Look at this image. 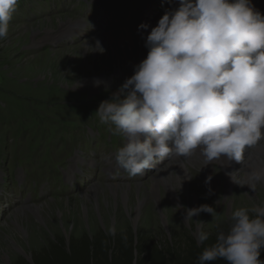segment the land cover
<instances>
[{
	"label": "rangeland",
	"instance_id": "1",
	"mask_svg": "<svg viewBox=\"0 0 264 264\" xmlns=\"http://www.w3.org/2000/svg\"><path fill=\"white\" fill-rule=\"evenodd\" d=\"M167 1L154 0L150 16L139 2L123 7L124 0H19L8 35L0 38V264H33L32 255L51 251L56 241L101 232L112 238L132 233L149 253L157 246L168 264H184L189 250L183 244L203 245L200 231L227 233L235 209L264 204V182L252 191L243 170L234 177L240 185L234 182L221 204L216 191L209 194L200 169L206 163L195 153L179 163L172 158L184 174L164 169L168 157L136 176L106 158L126 141L95 113L134 74L126 70L146 51L136 38L130 45L105 37L99 41L103 53L92 51L96 35L153 22ZM252 4L264 14V0ZM69 23L79 25L61 33ZM207 168L217 174L210 183L228 185L223 167ZM156 173L164 176L155 180ZM179 177L187 183L182 201L171 195L173 187L181 190ZM202 205L218 215L201 212L185 222L186 209ZM113 225L116 235L110 236ZM149 253L139 264H152Z\"/></svg>",
	"mask_w": 264,
	"mask_h": 264
},
{
	"label": "clouds",
	"instance_id": "2",
	"mask_svg": "<svg viewBox=\"0 0 264 264\" xmlns=\"http://www.w3.org/2000/svg\"><path fill=\"white\" fill-rule=\"evenodd\" d=\"M18 2L0 0V38L7 37ZM145 47L147 57L95 113L126 141L107 159L136 176L156 158L171 155L198 152L206 166L223 158L240 163L246 150L264 141V14L252 0H179L151 28ZM91 49L104 51L99 41ZM248 181L254 191L264 182V168L248 173ZM201 212L218 215L202 205L186 209L185 222ZM231 221L198 264H264V204L235 209ZM107 231L116 235L114 225ZM208 239L200 231L198 242Z\"/></svg>",
	"mask_w": 264,
	"mask_h": 264
},
{
	"label": "trees",
	"instance_id": "3",
	"mask_svg": "<svg viewBox=\"0 0 264 264\" xmlns=\"http://www.w3.org/2000/svg\"><path fill=\"white\" fill-rule=\"evenodd\" d=\"M135 240L136 237L132 233L121 238H112L102 232L95 237L83 235L77 240L70 239L68 243L65 239H61L54 243L51 251L33 254L32 261L33 264H134L135 262L139 264V258L149 252L146 244ZM215 242L216 236L210 235L200 247L194 243L191 246L183 244L182 250H189L188 258L183 260V263L198 264L199 255ZM260 258L264 260V250ZM148 259L152 264H168L165 252L157 246L150 248ZM171 261V264H182L179 259L176 261L171 259ZM18 264L28 263L21 259ZM208 264H227V262L217 259Z\"/></svg>",
	"mask_w": 264,
	"mask_h": 264
},
{
	"label": "bare ground",
	"instance_id": "4",
	"mask_svg": "<svg viewBox=\"0 0 264 264\" xmlns=\"http://www.w3.org/2000/svg\"><path fill=\"white\" fill-rule=\"evenodd\" d=\"M120 2H122V0H119ZM125 3L123 4V7H126V5H128V7H132V3L133 2H139L141 5V8L145 11L146 15H150L152 13V8L154 6V4L156 2H154V0H124ZM158 2V0H156ZM253 1V0H252ZM160 2V1H159ZM162 2V0H161ZM132 4V5H131ZM167 6L164 7V9L162 11H160V13H157L156 11L154 12V15L156 16V20H154L153 22H144L143 24H147L149 25L147 30L141 31L138 30L139 29V25L138 27H132V26H128L127 28L120 29V30H115L113 32L107 33L106 36H104L105 34H102L101 32H98V34L96 35V38L98 39V41L101 40L102 37L108 38L109 40H115L116 42H122L125 43L128 42L130 45L132 42H134L135 38L137 40H139L140 42H142L145 46V41H146V37L147 35L151 32V28L155 27L159 21L160 18H162V16L165 14V10H171L174 8H178L179 7V0H169L167 1ZM144 5H151L150 8H146ZM122 10H126L125 8ZM151 16V15H150ZM150 16L147 19H150ZM84 24V23H83ZM79 24L78 23H69L63 26V28L61 29V33L68 31L70 29H73L75 27H77ZM85 26V24H84ZM145 51L146 54L144 57H142L140 59V61L135 62L132 66H129L128 69L126 70V72H134V67L139 64L143 59H145L147 57V53H148V49L145 47ZM197 157H199V159L203 162L204 159L202 156H200V154L197 152L195 153ZM167 160L168 162H166V166H165V170L167 171H177V172H182L183 174L185 173V170L183 169V167H174V164H171L172 158L174 157V161H177V163L182 162V158L180 157L178 158L177 156H167ZM206 163V162H205ZM212 165H218L221 166L225 169L226 172V177H227V181H228V185L224 186L221 184H216V183H210V186L208 187V191L209 188L211 189V192L216 191L217 192V199L220 200V203L222 204V195L223 194H228V192H230L231 190H233L234 188V182L232 181L231 177H230V173L234 174V177H239V173L241 172V170H243L244 176L247 178L246 179V186L248 185V173H250L251 171L260 169V168H264V141H261L257 146L253 147L252 149L246 150L245 152V157L244 159L238 163L235 161L230 162L228 159L223 158L220 160H216L213 161L211 163ZM114 167V166H113ZM113 169V168H112ZM179 169V170H177ZM201 171L203 172V174L205 175V179H207L208 177H210L211 174H213L214 176H217L216 172H210L209 169L207 168V166H203L200 168ZM164 171V170H163ZM115 173V172H114ZM111 173V174H114ZM164 175L162 173H156L152 178L153 179H157V178H162ZM182 177H179V183H183V185L180 186L181 190L175 189L174 187L171 189V195L172 197H174V199H178L179 201H182L185 197V195L187 194V183L185 179H181ZM164 179V178H163ZM181 179V180H180ZM178 185V184H177ZM113 194H116L117 191L119 190L117 188V186L110 188ZM90 191L96 193V187L92 186L90 187ZM123 195L125 196L128 192L125 190H122ZM240 193V192H238ZM94 195V194H93ZM240 196V194H238ZM242 197V195H241ZM172 199V200H174ZM163 203L164 205H168L169 201L167 200L166 197L163 198ZM174 203V202H173Z\"/></svg>",
	"mask_w": 264,
	"mask_h": 264
}]
</instances>
